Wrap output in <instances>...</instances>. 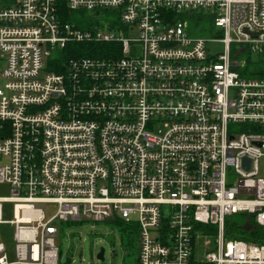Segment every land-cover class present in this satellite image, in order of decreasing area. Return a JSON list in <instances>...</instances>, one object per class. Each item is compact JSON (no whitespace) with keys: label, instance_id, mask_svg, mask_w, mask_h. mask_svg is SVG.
I'll return each instance as SVG.
<instances>
[{"label":"built area","instance_id":"1","mask_svg":"<svg viewBox=\"0 0 264 264\" xmlns=\"http://www.w3.org/2000/svg\"><path fill=\"white\" fill-rule=\"evenodd\" d=\"M244 53L264 57V0H0V264H62L63 222L114 219L138 225L137 264H264L225 234L237 214L264 229V75Z\"/></svg>","mask_w":264,"mask_h":264},{"label":"rangeland","instance_id":"2","mask_svg":"<svg viewBox=\"0 0 264 264\" xmlns=\"http://www.w3.org/2000/svg\"><path fill=\"white\" fill-rule=\"evenodd\" d=\"M180 20L187 24V34L190 37H199L205 39H217L221 35L218 29L213 28L212 23L209 20L195 17H187V15H180ZM87 15L80 16L75 13L71 18H68V22L76 23L79 28H82L87 23ZM101 21L105 20V17H101ZM109 20V19H107ZM98 20L93 19L92 22L96 23ZM81 49H77L76 54H81ZM211 55L222 53L224 50L223 44L217 42L213 43L208 48ZM234 48L231 47V53ZM261 57L252 54L244 53L238 58L240 63H244L243 68H238L239 72H245L251 74L261 67ZM4 88V81L0 79V91ZM6 161L0 160V167L5 165ZM264 176V162L260 164V177ZM10 196V189L7 185H0V198H7ZM47 218L53 216L56 210V206L53 204L42 206ZM241 215L227 218L231 224L242 227L243 220ZM4 218L6 220L12 219V206H4ZM108 222H83V223H66L63 222L60 226L58 235L56 237V245L60 251V262L62 264H123L131 260L127 256L126 248L121 244L119 230ZM244 228L247 231L253 230V225L248 224V219L244 223ZM262 231L264 229L261 228ZM3 234L10 236L12 228H2ZM104 250V261L97 260V255L100 250Z\"/></svg>","mask_w":264,"mask_h":264},{"label":"trees","instance_id":"3","mask_svg":"<svg viewBox=\"0 0 264 264\" xmlns=\"http://www.w3.org/2000/svg\"><path fill=\"white\" fill-rule=\"evenodd\" d=\"M69 12L66 8V5L64 2H62L59 5V15L61 17H64V15H68ZM66 18V17H65ZM63 21L65 22V20L63 19ZM94 45H87V44H69V47L67 48V50H77V49H81V48H87V47H91L93 48ZM110 44H102L99 45V47L104 48H108L110 47ZM101 48V49H102ZM261 62L262 64L261 67H259L258 70L254 71L253 73H251V76H261L264 75V57H261ZM244 74H246L245 72H243ZM237 215H241L242 220H243V226L242 227H238L235 226L234 224H231L230 221L225 220V234L226 237L228 239H236V240H242L245 242H251V243H255V244H262L264 243V231L261 230V228H259L256 223L255 220L253 218V216H248L246 214H237ZM237 215H233L230 217H234ZM228 217V218H230ZM248 219V224L249 225H253L254 229L247 231L244 228V223L246 222V220ZM110 223H112V225H114L120 233V239H121V244L126 248V252H127V256H129L131 258V260L127 263H123V264H137V256H138V252H137V234H138V225L134 222L131 223H127L124 222L120 219H114L112 220Z\"/></svg>","mask_w":264,"mask_h":264},{"label":"water","instance_id":"4","mask_svg":"<svg viewBox=\"0 0 264 264\" xmlns=\"http://www.w3.org/2000/svg\"><path fill=\"white\" fill-rule=\"evenodd\" d=\"M97 260H99L100 262H103L104 261V250L101 249L100 252L98 253L97 255Z\"/></svg>","mask_w":264,"mask_h":264}]
</instances>
